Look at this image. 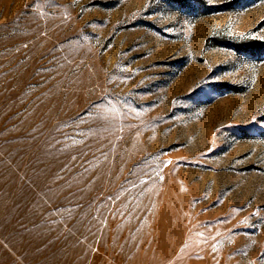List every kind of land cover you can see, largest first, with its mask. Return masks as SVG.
Instances as JSON below:
<instances>
[{"label": "rangeland", "instance_id": "rangeland-1", "mask_svg": "<svg viewBox=\"0 0 264 264\" xmlns=\"http://www.w3.org/2000/svg\"><path fill=\"white\" fill-rule=\"evenodd\" d=\"M0 264H264V0H0Z\"/></svg>", "mask_w": 264, "mask_h": 264}, {"label": "snow or ice", "instance_id": "snow-or-ice-1", "mask_svg": "<svg viewBox=\"0 0 264 264\" xmlns=\"http://www.w3.org/2000/svg\"><path fill=\"white\" fill-rule=\"evenodd\" d=\"M209 2H211V0H209Z\"/></svg>", "mask_w": 264, "mask_h": 264}]
</instances>
